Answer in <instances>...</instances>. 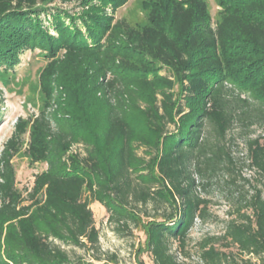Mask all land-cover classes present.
I'll list each match as a JSON object with an SVG mask.
<instances>
[{"label":"trees","instance_id":"1","mask_svg":"<svg viewBox=\"0 0 264 264\" xmlns=\"http://www.w3.org/2000/svg\"><path fill=\"white\" fill-rule=\"evenodd\" d=\"M56 1L0 0V66L17 65L25 49L48 59L42 110L17 121L0 154V264H120L102 253L92 202L118 231L149 220L153 264H189L172 244L185 249L208 218L200 191L233 179L234 129L261 131L246 149L264 178V0H217L215 24L204 0H152L141 29L94 0H63L92 8L80 17L86 34L64 9L49 8ZM98 1L119 9L126 0ZM49 11L57 36L40 18ZM24 148L32 165H46L26 193L13 165ZM243 201L251 214L239 211L241 222L202 240L201 264H264V183ZM221 240L241 255L221 250Z\"/></svg>","mask_w":264,"mask_h":264},{"label":"rangeland","instance_id":"2","mask_svg":"<svg viewBox=\"0 0 264 264\" xmlns=\"http://www.w3.org/2000/svg\"><path fill=\"white\" fill-rule=\"evenodd\" d=\"M152 0H126L119 9H114L109 4H101L94 0L93 6L101 13L113 17L114 21L120 19L127 22L133 28H144L150 26L149 7ZM209 6V13L213 23L219 21L222 8L217 0H204ZM50 9H64L71 15V19H76V23L83 33L86 28L81 23V16L91 12L90 7H84L81 3H66L57 0L49 6ZM44 27L53 35L57 36L53 23V11L41 15ZM70 18L63 15V20L70 27L74 26ZM48 59L46 54L40 49H25L20 53L19 63L13 67L0 66V154L15 130L17 121L22 117L27 119L36 116L43 108L46 98L44 96V84L41 77L46 69ZM164 74V73H163ZM54 93V97L57 95ZM261 133L255 128L252 133L246 134L242 130L234 129L229 135L231 149L237 164L236 173L232 178L220 177L211 187L201 190L200 193L210 201L209 216L205 221H197L196 226L191 231L189 241L185 249L180 250L178 243L173 242L172 249L179 255L180 260L189 264H201L199 259V248L202 240L210 237H221L224 235L229 221L237 220L241 222V215L251 214V210L243 208L241 204L243 198L251 192L252 188L264 183V178L260 177L249 166L248 149L246 141L248 138H256ZM249 135V136H248ZM28 137L26 136V140ZM81 152V146L77 147ZM76 147H74V150ZM25 148L13 159V165L17 174V186L19 190L26 193L27 189L33 187L34 178L38 173L45 171L46 165L38 163L32 165L30 159L25 155ZM1 158V157H0ZM235 178V179H234ZM243 193V195H241ZM243 201V202H242ZM95 217V227L99 230V241L104 254L117 255L120 264H153V259L146 251V226L148 219L143 218L140 227L130 230V232L118 231L114 223L109 221V214L99 203L92 202L90 205ZM224 241L218 243V247L236 257L240 256V251L235 246L225 249ZM71 255H78L84 260L93 262L86 249L75 248L73 246L64 247Z\"/></svg>","mask_w":264,"mask_h":264}]
</instances>
